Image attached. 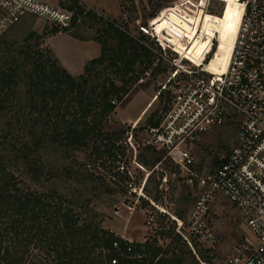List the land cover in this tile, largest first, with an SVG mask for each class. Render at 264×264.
<instances>
[{"label":"trees","instance_id":"obj_1","mask_svg":"<svg viewBox=\"0 0 264 264\" xmlns=\"http://www.w3.org/2000/svg\"><path fill=\"white\" fill-rule=\"evenodd\" d=\"M144 1L150 9L152 29L159 41L172 49V35L162 28L163 19H170L172 13L163 9L193 2ZM59 2L74 13L73 27L79 20L92 24V39L100 43L102 51L86 64L83 74L74 76L51 49L41 48L44 37L37 32L29 33L21 42H12L18 57L0 69V116L5 121L0 132V264H28L32 244L48 251L51 264H212L205 253L212 249H198L174 226L163 227L145 242H131L103 227L97 216H90L79 197L67 196L58 189L39 191L21 178L20 170L39 181L43 174L42 152L49 144L73 151L89 148L90 158L101 160L105 167V156L116 163L118 153H124L117 144L126 130L108 132L105 124L146 72L150 71L156 80L169 71L161 47L160 52L156 51L155 40L144 31L134 34L128 22L100 16L87 10L80 0ZM127 4L134 7L138 16L137 0H120L122 9ZM27 18L36 17L26 16L16 26ZM59 32L54 28L50 34ZM212 35L213 38L183 51L188 52V60L199 66L205 64L208 72L216 74L225 65L232 34L223 27ZM215 38L216 50L206 63ZM161 98L164 99L163 94ZM159 121L152 116L148 125ZM151 152L156 156L155 163L145 160L151 166L165 155ZM223 161L213 158V170ZM203 163L201 159L200 164ZM78 175L109 190L85 167ZM162 240L166 242L161 243Z\"/></svg>","mask_w":264,"mask_h":264},{"label":"rangeland","instance_id":"obj_2","mask_svg":"<svg viewBox=\"0 0 264 264\" xmlns=\"http://www.w3.org/2000/svg\"><path fill=\"white\" fill-rule=\"evenodd\" d=\"M80 1L87 10L94 11L100 16L117 19L120 23L128 22L134 34H138L141 30L144 31L146 35L155 40L157 45L153 47L156 51L160 52L161 47V52L169 63V71L158 76L156 80L150 76L144 83H137L125 101L118 106L117 113L112 114L105 124L108 132H118L121 129L127 131L132 126L139 128L142 132L152 116L155 121L161 119L170 99L169 89L181 82L179 78L183 74L176 64L200 70L205 68V64L199 66L188 60V52L183 50L193 48L206 39L213 38L212 34L220 28L225 27L231 30L244 0H191L193 3L189 6L179 4L164 8L165 12L169 10L172 13L170 19L165 17L162 21V28L170 31L172 35V49L164 46L152 29L150 9L144 0H137L138 16L130 4H127L124 9L120 5L121 13L116 14L119 9L118 0ZM102 3L107 12L99 6ZM53 29L51 25L39 18L25 21L24 24L21 23L13 28L7 36L0 39V69L12 62V58L18 57L17 53L12 50V42H21L31 32H37L44 37L41 48L46 50L55 48L65 51L70 43L68 34L79 35L86 39H92L95 36V29L86 20H79L70 31L62 32L63 35H57L51 39L54 36L50 34ZM222 38H226L224 34ZM217 44L218 39L215 38L204 62L211 60ZM73 50L79 51L74 46ZM73 56L71 55V58ZM161 94L164 95V99L161 98ZM4 122V118L0 116V132L4 128ZM236 129V126L216 129L204 140L194 145L198 163L201 159L204 162L200 164L203 172L208 173L213 170L211 164L213 158L222 161L229 155L235 142ZM146 139L145 134L141 136V139L136 137L139 145L138 153L127 154L124 161L132 173V177L127 178V181L132 183L133 189L136 188V193L126 183L120 185L111 182L102 173L92 172L93 169L88 167L89 164L92 168L94 167L89 148L73 151L49 144L42 152L43 174L39 181L23 174L21 170L19 174L29 186L36 190L58 189L67 196L79 197L80 203L85 204L90 216H97L98 220L102 221L103 227L131 242H145L163 227L169 229L174 226L177 232H181L186 239L205 252L210 247L195 237L188 227V220L199 198V191L188 185L181 172L166 157V154L160 161L161 163L158 162L153 166L147 165L145 160L154 164L156 156L151 152L154 148L145 145ZM84 167L99 177V181L109 190L107 191L97 183L82 180L78 174ZM13 169L18 170L17 167ZM139 194L143 195L139 197ZM132 209L135 210L131 211ZM150 216L155 217L152 224L148 223ZM210 223L215 233L218 234L220 242L210 252L205 253L211 258L212 264H222L226 256L249 231L239 218L237 209L225 197H219L213 204ZM164 242L166 241H161V243ZM50 259V254L46 249L37 244L31 245L28 264H51Z\"/></svg>","mask_w":264,"mask_h":264},{"label":"built area","instance_id":"obj_3","mask_svg":"<svg viewBox=\"0 0 264 264\" xmlns=\"http://www.w3.org/2000/svg\"><path fill=\"white\" fill-rule=\"evenodd\" d=\"M243 4L226 72L214 74L176 64L183 76L169 89L170 99L159 123L145 126L142 132L134 126L128 129L117 144L124 153H118L116 163L105 156L107 167L94 159V167L88 165L92 172L120 185L126 183L136 193L127 181L132 173L124 161L127 154L138 153L136 137L145 134V145L165 152L188 185L199 191L188 227L208 249L220 242L210 223L213 204L225 197L237 209L249 232L222 264H264V0H244ZM26 16L43 19L60 32L73 28L74 13L58 0H0V38ZM150 76L146 72L138 84ZM224 126H236L235 142L219 168L203 172L194 145ZM154 219L150 216L148 223Z\"/></svg>","mask_w":264,"mask_h":264},{"label":"crops","instance_id":"obj_4","mask_svg":"<svg viewBox=\"0 0 264 264\" xmlns=\"http://www.w3.org/2000/svg\"><path fill=\"white\" fill-rule=\"evenodd\" d=\"M118 5H119V9L116 14L121 13L119 0H118ZM99 6H101L107 12L104 3H102ZM57 35H63V33L59 32L58 34L52 36L51 39ZM67 37L70 43H68V48H66L65 51L64 49H58V50H56L55 48H51V49L54 52L55 56L60 61V63L62 64V66L66 68L72 75L78 76L84 73L85 66L89 61H91V59L98 58L101 55L102 46L100 45V43H98L93 39H85V40L79 39L69 34ZM73 46L78 48L79 51L77 52V50H73ZM71 55H74L73 58H71Z\"/></svg>","mask_w":264,"mask_h":264},{"label":"bare ground","instance_id":"obj_5","mask_svg":"<svg viewBox=\"0 0 264 264\" xmlns=\"http://www.w3.org/2000/svg\"><path fill=\"white\" fill-rule=\"evenodd\" d=\"M243 10H244V4L242 3L240 5V9H239L238 16H237L236 22L234 24V27L231 30H229V32L232 34V40H231V43H230V47H229V51H228V54H227V58L225 60V65L222 68V70L219 73H216V74L224 73V72H226V70L228 68L230 57H231V53H232V50H233L234 41H235V38H236V35H237V31H238V28H239L240 21L242 19Z\"/></svg>","mask_w":264,"mask_h":264}]
</instances>
